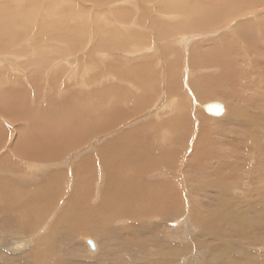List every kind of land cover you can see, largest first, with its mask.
<instances>
[{"label": "rangeland", "instance_id": "1", "mask_svg": "<svg viewBox=\"0 0 264 264\" xmlns=\"http://www.w3.org/2000/svg\"><path fill=\"white\" fill-rule=\"evenodd\" d=\"M71 1H73V0H71ZM71 1L66 0V3H65V1H63V0H61V1L60 0H51V1L50 0H19V1L18 0H0V16H3V15H9L11 17L13 16L17 20V22H16L17 25L15 27H18V23L25 24V26L23 27L25 30L22 33H19L20 35L23 34L22 36H20V38H19L18 34L17 35L13 34V33H16L17 31L13 32V31L9 30V33H7V35H6L8 37L10 36L9 38H11L12 43H17V44H14L11 46L10 45L11 42L10 43L7 42L8 43V45H7L5 42L2 43V41H1V45H0L1 46V48H0V100H1L0 101V146L2 144H4V145H2V147H0V242H2L3 239L8 240L11 237H18V236L24 234L25 232H26V234H27V232L29 234L34 233V232H32V229H34L35 227H36L35 229L40 227V229L44 230V232H41V233H43V236L51 235L49 237H52L51 241L49 239L48 245H42L41 246L42 247L41 248L42 249L41 250L42 261H43V259L45 261L44 256L47 253L48 254L50 253L51 256L49 255L50 256L49 257L47 255V257L51 258V261L53 258L52 256L55 253H57V255H59V254L62 255V254L67 253L65 256L68 257V255H69L70 257H79V258L83 259V262H85L84 259L89 258L88 254L93 255L94 252L97 251V247L95 249H91L89 247V245L87 244L86 240H91L93 243L95 242L94 244L97 246V244H98L97 239H98L99 240L98 247H99V249H101V251L110 249L109 246L111 245V247L113 248V252H114L113 258L115 259L117 264H119V261L121 259L128 258V260H130V257H128L129 253L124 250V248L122 247L121 241H123L129 237H132V236H134V238L138 242L139 241H143V242L148 241L149 244H153L156 242L157 244H154L156 246L162 242L161 245L162 244L163 245L164 244L171 245V247H173V249H177L178 251L185 250L186 248L184 246H186V247H189V245L193 246V247L197 246L196 243H199V242H203V245L208 244L210 242H206V241H209L208 239H210L214 243V245H216V249L208 250L206 248L203 252L204 254H202V256L200 258L195 260L196 264H207L206 260L209 259L210 256H213L215 254L214 251H217L218 253L224 252L223 250H221V246H223V244H225V243H230L232 246H234V249H233V247H231V248L228 247L229 248V249H227L228 251H232L233 254H238L236 256H240L241 253H244V254H242L243 256L241 255V257H243L244 261L248 260L247 257H249L250 255L246 251H244L242 248H240L241 245L235 244V243L247 244V242L245 240H242L241 237H238L237 236L238 233H235L234 230H233V233L231 230V234L235 235L234 238H232L233 236L231 234H230L231 236H226V238L224 240L225 242H223V244L218 243V241L216 240L217 238H215V237L209 238V237H203L201 235L200 230L203 229L204 226H205V228H210V225L212 223H215L212 220V214L214 213L215 210H213L212 213L211 212L209 213L206 210V208L207 207L209 208V204H207L209 197H210V199H212L214 197V195H217V194L216 193L214 194L213 191L202 190L201 188L196 186L197 183L195 184V182L193 181V179H194L193 175L191 176L190 179H187V182H188L189 187H190V191L191 190L194 191V193H191L190 195L193 197V199H196L197 202L200 200V203L204 204L201 206L202 208L205 207V208H203L204 210H201L202 211L201 213H205V211H206V213H208V215L201 219L204 226L202 225V228L200 230L195 229L194 231H192L190 233L188 232L186 227H185V231H184L183 229H180V228H182V226H180V227L173 226V224H171L172 221L171 222L167 221V222L163 223L162 218L159 221H157L156 219H154L152 221V219L151 220H148V219L145 220V219L141 218L142 216L136 217L137 215L136 216L134 215L135 217H130L129 215L123 216V214L120 215V217H118V216L112 217L113 215H110V214L108 215V212L105 211L108 209L104 210L103 207L106 208V206H102V204L100 202L101 200H99V199H101L102 194L105 193L106 195L109 194L108 198H110V205L111 206L113 205V203H115L117 206L129 205L127 200H130L129 201L130 204L132 203L131 201L133 200V203L141 201V202L146 203V204H152V206L156 207L155 211H157L161 206L167 207V206H169V204H171V206L173 204H175L173 202V197L177 196L176 199H178V200L177 201L175 200V202H177V204L181 203L182 205H187V203L189 202L190 196H189L188 189L184 185L183 174L191 172V170H193L194 167L189 166V167L185 168V170H186L185 172H180V173H178V172H179V169H181V167H183L185 165L186 160H187V155H189L193 151L192 148L194 147L193 144H194L195 140H197V138H199V134H200V132H199L200 125L199 124H200V122L204 123L205 126L203 129L204 132L201 136L202 141L199 144L200 146H202V147H200L201 150L199 153V155L200 154L201 155L199 157H197V161H195L197 163H201V162L207 160V157H209V155L212 153V150L210 147L213 148L214 154L217 153V148H218L217 146H219L218 138H219L220 133H230L231 131H234L238 134H242L245 132L243 126H237V125L232 126V125L225 124V122H227L225 117L227 115L229 116L234 110H237L238 108L240 109V112H242V116H244L243 111L245 112L247 110H250V108H251V110L255 111V109H253V107L248 103L247 96L257 95L258 92L260 93V91H262L261 99H262V95L264 96V92H263L264 91V75H263V72H264V15L262 14L263 12L258 14V15H255L253 18L246 17L248 19H237L238 18L237 16L241 15V13L229 17V18H233L234 20L236 19V21L234 23L231 21V23H232V24L230 23L231 28L236 26L237 24L239 25L241 23L248 22V21H251L252 19H255V21L251 22L253 28H255V30H256L254 35H252L250 33L248 35H245V32L240 31L239 33L236 32V36L235 35L233 36L232 33L231 34L227 33L228 32L227 30L225 31L227 34L226 33H220L222 35H219V36L230 35V36H227V38H231L230 41H225L224 39L221 38L219 40V45L221 47L225 48L228 52L226 54L227 58H225V60H227L226 64H228L230 66V73L233 74L232 78H234V81L236 82V84H235V86L233 85V88H232V90L234 92V95L232 97H231L232 94H229L230 93L229 91L227 92V95H230V97L228 96L226 98L227 101L225 100V97H224V100L222 97L210 98V96H209V99H205V98L200 99L201 101H203L205 103L206 102L209 103L208 101L215 100V101H219V102L223 103L224 105L226 104L227 114L225 116H223L224 118L218 117L219 120L215 121L218 118L215 119V117H212L209 114H206L207 112H204L205 110L198 106L199 102L201 103V101L197 98V96L195 94L199 93L198 90L201 87H198V84H196L197 85L196 91L195 92L192 91V89L189 86V82H190L189 78H188L189 74L185 73L187 75H186V77H184V71L183 70L187 71L189 68L188 63L186 61L188 58V49L185 50L184 53H182L180 50H178V52L181 53L182 57L185 60L184 61L182 58V60L180 61L181 77L180 76L178 77L177 71H175V72L171 71L170 74L172 76L177 75V77L181 83V88H180V91L178 92V94H174L173 92H170V93L173 96L177 95V97H179V96L183 95L187 98V100H188V101H186L187 102V108L192 106L190 109L189 108L187 109V110H189L188 114L190 113L189 114L190 116L187 114L186 108L182 107L184 105L179 106V110H178V112H176L177 110H173V107H171V105L166 104L167 102H169L171 100V98L168 95L167 88H166L167 78H168L167 77V71H166L167 70L166 63H168L167 62L168 55H167V50L163 44V42H164L163 39H162V41H159V42L157 41L158 42V44H157V46H158L157 53L158 54H157L156 58L152 59V56H151V59H149V57H147L145 59H143V58L134 59L133 61L126 63V66L129 68V70L131 68H134L136 63L137 64L144 63L145 64L144 67L149 68L148 72L146 73L147 74L146 76L148 79L151 80L153 78V77H151V75L154 73L156 74L154 76L155 80L153 81V83H152V81H148L147 79L145 80L143 78V81H142L143 86L138 85V84L134 85L133 82L130 81L131 79L127 80V78H121V76H119L116 72L117 67H121L122 63L125 64V62L128 61V60H126L125 57H123L124 53H121L120 52L121 50L117 46V40L115 37H117V35H118L117 33H119L118 30H121V29L123 30L119 33V36L121 35L120 37L126 39V37L131 36V34L133 35V31H134V36L137 33H138L137 36H140V37L141 36L146 37L149 34L151 36H152V34L156 36L157 33L155 32V28L152 27V24H151L152 22L155 23L157 26L161 23L162 24L164 23V25L167 24V26H170L171 23H169L168 21H164L163 19H155V18L152 20L149 16V15H153V16L158 15L157 10L159 8L161 0H151V1L150 0H143L144 2L141 0H133V1L127 0V2L124 0H111V1L109 0V2L107 4L114 3V6L112 5V7H110V8H105V10H104V8L103 9H101L100 7L98 8V6H97L98 9L94 8V5H91L93 3H89L90 1L87 2L85 0H74L73 2H75L77 4H75L74 7L72 8ZM206 1H208V2H202V4L206 5L209 2L218 1V0H206ZM69 2H70V4H69ZM148 3H151V6ZM61 4H63V5H61ZM104 4L106 5V2ZM122 4H123V6H122ZM48 5H50V6H48ZM59 5H61L62 8L58 7ZM88 5L91 9L89 12L86 9V8H89ZM44 6H46V7H44ZM140 6H141V8H140ZM77 7H79L80 9ZM145 9H146V11H145ZM83 10H86L88 13L84 12ZM109 10H111L112 13L109 12ZM121 10L124 11L125 19H124V21L119 20L120 23H117V24H119V26L117 25V27L119 29L115 28L116 27L115 25H114L115 27L111 26L112 28L111 27L109 28V27H102L101 25H95L94 26V23H92L93 17H94V15H93L94 12L95 13L97 12L99 14V20L101 19L100 18L101 16H103V17L105 16V20H106V18L110 15L116 16L113 13V11L114 12H120ZM255 10H252L251 12H253V11L255 12ZM53 11H54L55 15L53 14ZM57 11H58V13H57ZM144 11H145V13H144ZM32 12H34L33 15L31 14ZM45 12H48L49 14L48 13L46 14ZM80 12H81V16L79 15ZM149 12H150V14H149ZM97 13H96V16L98 17ZM102 13L105 15H103ZM51 14H53L54 17H52V18L49 17V15H51ZM140 14H141V16H140ZM243 14L244 13H242V15ZM72 15L76 16L77 18L72 17ZM86 15L88 17L87 19L85 18ZM127 15H129V16H127ZM131 15H132V19L138 18L137 19L138 23H140L139 19L141 17H142L141 20H143L145 18L144 19L145 23L144 22L142 23L143 25H145L144 26L145 28L142 26H139L138 24L132 23L131 22ZM24 16L27 17L26 20H25V18H23ZM29 16H31L32 18ZM55 16H56L58 21H56ZM127 17L129 18V20ZM20 18H21V20H19ZM78 18H80V19H78ZM242 18H244V17H242ZM84 19H86V20H84ZM90 19L92 20L91 23H90ZM109 19L111 21H113L112 18H109ZM23 20H24V22H23ZM40 20H42V21H40ZM68 20H69V22H68ZM79 20H80V22H76ZM82 20L84 22H82ZM54 21H56V22H54ZM0 23H2L1 18H0ZM29 23H30V25H29ZM58 23H60L61 25ZM41 24H43V26ZM82 24H84L86 26H84ZM178 24L179 23L177 21L172 22L173 26H177ZM75 25H77V26L79 25L78 27H80V28H81V26H84L87 29V31H91L90 36L87 34L90 42L88 40V43L86 44L84 49L81 51L82 53H85L87 51L86 53L88 55H90L88 53L89 47L91 45L90 43L93 41V40L91 41V39H93V36L91 34H92V31L94 33L95 28H96L97 33H99L97 29H99V30L103 29V30L115 35V36H111V39L113 37L114 40L113 39L112 40L114 42H111L109 44V47L104 50V52L110 53L109 59L112 62V64L115 66V67H112V70L109 72L111 75H109V74L107 75V77H109L107 82H104V81L101 82L103 76H101V78H99L93 82L89 80L90 79L89 75L87 78H83L82 75L78 76V72L83 68L82 66L84 64L76 65L77 62L76 63L72 62L71 65L70 64H56L55 62L49 61V60L47 61L46 64L42 63V61L46 60V58L40 54L39 50H41L44 45L45 46L47 45L46 47L51 46V48H55L58 46L61 47L62 43L60 44V42H64L63 40L62 41L59 40L58 45L57 44H56L57 46L55 45V42L59 39L58 37H56L57 36V30L56 29H61V28L64 29L65 28L66 33L61 32V31H60V33H65L64 35H69L67 32H72L73 26H75ZM120 25H122V26H120ZM11 26H12V23L10 22L9 27H11ZM127 26L129 27V29L126 32ZM44 27H45V29H44ZM121 27H123L124 29ZM132 27H134L135 30H133L134 28L132 29ZM116 29H118V30H116ZM129 31H131V32H129ZM156 31H157V29H156ZM55 32H56V35H55ZM81 33L83 34V32H81ZM123 33H124V35L122 36ZM3 37H5V36H1V39ZM53 37H55V38H53ZM120 37H117V39ZM82 39H84V38H82ZM82 41L77 42V44H80ZM123 41H124V39H123ZM51 42L53 43V45H51L52 44ZM49 43H51V44L48 45ZM64 43H66V42H64ZM113 44H115V45H113ZM227 44H231V48H229V47L227 48ZM189 47H190V45H189ZM174 48L175 47H172V49H174ZM34 51H35V53L33 55ZM37 51H39L38 53L40 55L36 54ZM15 52H17V53H15ZM117 52H119V53H117ZM16 55H18V56L16 57ZM28 55H30V56H28ZM83 55L84 54H82L81 56H83ZM19 56H21L20 59H19ZM36 56H38V57H36ZM84 56H86V55H84ZM84 56H83V58H84ZM202 58L204 60H206L205 57H202ZM230 59H231V61H229ZM149 60L151 61V63H148V62H150ZM89 61L91 62L90 58H88L87 62H89ZM146 65H148V66H146ZM99 66L102 67L101 64H99ZM239 66H240V69H238ZM16 67H17V69H16ZM215 68H217L216 71H214L212 68H204L205 71L203 72V75H206V74L209 75L211 72V75L208 76V77H211L214 75L216 76L218 73L220 74L221 69H223V71H224V68L223 67L221 68V66H218ZM17 70H19V71H17ZM74 70H76L75 75L73 74ZM92 70H90L91 71L90 75H93L94 73L96 75H98L96 73L97 71H96L94 66H93ZM152 70H154V71H152ZM161 70H163V72ZM194 71L196 72L197 70L194 68ZM157 73H158V75H157ZM95 74L93 75V77L96 76ZM219 74L217 77H220ZM195 75L196 74H194L193 76H195ZM130 76H132V75L130 74ZM156 76H158V77L156 78ZM191 78H192V81H194L196 79V78L194 79L192 77V75H191ZM223 78L224 77H222V79ZM239 79H240V81H238ZM220 80H221V78H220ZM224 80H226V77ZM67 83H69V84H67ZM225 83H226V81H225ZM225 83L223 84L222 88L224 89L226 87V89H224V91H227L228 88L225 85ZM63 84L64 85L67 84L68 88L69 87H71V88H69L68 90L64 89L65 92L61 93V95L59 96V94H60L59 92H60L61 88H63L62 87ZM144 86H146V88H148V89H145ZM59 87H60V89H59ZM107 87H109V90H111V88H112V91H110L108 93ZM216 89L217 88H215V90ZM206 90H208V89H206ZM148 93L153 94V96L148 95ZM132 95H134V96L136 95V96H138V98H141V99L144 98L145 99V100L137 103V105L139 103H141V106L139 108L137 105H136L137 107H134L136 100L132 98ZM183 96L181 97V99L184 100ZM2 98H3L4 102H3ZM18 98H19V100H18ZM154 98H156V100ZM179 100L180 99H177V100L175 99L174 102L177 103V101H178L180 104ZM261 101L264 105V99H262ZM203 102H202V104H203ZM146 103H147V106H146ZM58 104L59 105H68V107L63 106V108H62L63 111L65 112V121L64 122L62 121L60 114H58L60 112L59 110H57ZM90 104H91L90 110H92L94 112V109H95V112L97 114H100V113L107 114L108 113L107 111L109 110V112H110V109L115 110V113H117V115L120 114L121 109L123 112L127 111L128 114L125 117H123V120H122L121 114H120L118 117V120H122V121H120L119 123H116L115 126H111L110 128L104 129L105 131L104 130L100 131V132L90 131L89 133H91V132L92 133L89 134L88 130L92 129V125L94 124L93 120L91 121V123L87 122L89 117H86L84 119L83 125L80 127V130L78 131L79 133L77 132L76 134H72L71 132L67 131L65 124L67 122L70 123L71 120H74V122H75L76 119L78 118L79 110L82 109L84 112H87L88 106ZM73 105L75 106V108H73ZM2 107L3 108L8 107V108L3 109ZM195 107H196V109H198V111L195 109ZM235 107H238V108L235 109ZM194 109H195V113L193 114ZM16 111H17V113H16ZM56 111L57 112L59 111V112L57 113ZM180 111H182V112H180ZM108 115L112 119L116 118V116H117V115L112 116L110 114H108ZM91 116L95 117L98 115L91 114ZM173 116L177 117V118L173 119ZM263 116H264V114H263ZM9 117H11V118H9ZM70 117H72V119H69ZM101 117H103L102 114H101ZM159 117H161L163 119L160 118V120H159ZM259 117H262V115L259 114ZM135 118L136 119L140 118V120L135 123V121H136ZM212 119H215V120H212ZM178 120L181 122V124L183 125V127L186 131H184V135L182 138L176 139V142H175L176 145H174L173 136H172L173 132H169V130L165 129L163 126L167 125L166 121H169L171 124L172 123L175 124ZM105 123H107V122H105ZM105 123H103V124H105ZM165 123H166V125H165ZM223 124H224V126H223ZM136 126L139 127L138 130H140L144 133V136H142V140H141L143 143L146 144L144 146L148 150L155 151L154 153H156V157L153 158L152 160L156 161L157 164L159 163V165L156 166L153 164L152 165L149 164V166H148V163L152 160L148 161V163L146 160H142L141 165L139 167H137L135 164L127 165L128 163H126L124 165V167H122V169H120V163L118 161H116V163H115L116 168L113 167L114 165L112 166V164L114 163L115 160L112 161L111 165L110 164L108 165L107 162H105V160L103 159L101 153H99V149L101 147L105 148V145L107 147L110 146L109 148H105L107 152H110L111 147H113L114 145H111L109 143H113L115 138L120 137V135L122 133H124L126 131H131V129L134 130L136 128ZM157 127L161 128V129H158ZM59 128H60V131L57 132V130ZM219 128H221V129L225 128V130L220 131ZM21 129H23V130H21ZM169 129H170V127H169ZM50 130H52L50 132V134L53 131L57 132L56 135H59L60 133L71 134V135H69L70 137L69 136L64 137V143H62L61 146L68 145L73 141V139L78 140L79 137H84L83 140H85L86 143L85 142L82 143L83 145L80 147V149H79V146H77L76 148H73V150L69 151L68 154L66 155V158L69 157L71 159L70 160L68 159V161L62 165L60 162V160L62 158H60V160L52 161V160H54L53 158L45 160V159H40V158H30V157H27L25 155L18 154L17 148L15 147L16 146L15 143L19 142V137L23 138V136L28 135V133H31V135H32L33 134L32 132H35L39 135H44L45 133H48ZM84 131H86L85 135H84ZM214 132H215V134H214ZM22 133H24V134H22ZM236 133L232 134V139L235 142L236 146H234V147L222 146L223 150L228 151L227 153H229V154H231V153H233V154L234 153L244 154V151L240 150L241 147H243V146L252 147L254 144H256L258 146V149H257V152L253 156H255L258 153L257 161H253L250 164L241 163V166H242L243 171H255L254 175L259 173L260 178L263 177L264 176V119H260L259 124L256 125L255 127H253V129L249 131V133L252 134V140H248L246 137H243V136L240 137ZM156 137H158L159 139ZM167 138H168V140H167ZM15 139H16V141H15ZM164 139H166V140L164 141ZM156 140H158V141H156ZM165 146H167L168 148ZM162 147H164V148H162ZM82 149H83L82 153H79V152H81ZM162 149H164V151ZM170 150H172V152ZM176 151H177V153H175ZM160 152H163V153L158 154ZM173 152L175 154H173ZM247 152L248 151H245L246 154H244V155H248ZM151 153H153V152H151ZM170 153L172 154V156ZM73 154H75V155L78 154V155L76 158L70 157ZM119 156L120 155L118 154V158H119ZM87 157H92L94 159V162H92L90 164V166L85 164L88 167L84 165L81 167V170L77 168V170L79 171V173L81 175L77 174L75 166L76 165L79 166L81 161ZM150 157L152 158L151 155H150ZM160 157L163 158V160ZM200 158H201V160H203L202 158H204V160L200 161ZM183 159H184V161H183ZM164 160H165V162H164ZM166 160L167 161L169 160L170 163H168L169 161L167 162ZM95 161H96V163H95ZM157 161H159V162H157ZM52 162H56L57 164L56 165H49ZM40 163L41 164L43 163V166L39 167ZM47 163H48V165H47ZM93 163H95V165H92ZM145 164H146V166H145ZM167 164H168V166L170 165L169 167L167 166L168 168L165 167V165H167ZM236 165H237V163L234 165L235 168H236ZM48 166H49V168H48ZM171 167H173V168H171ZM85 168H87L86 169L87 173L84 174L83 172H84ZM152 168H153V170H152ZM155 168H157V169H155ZM169 168H171V169H169ZM235 168H232L231 170H228V169L225 170V171L230 172L232 174V180L230 177H228L229 178L228 180L229 181L231 180V182H229L230 186H233L236 182V175H234V173L238 170V168H236V169ZM143 170H144V172H143ZM225 171H224V174H226ZM243 171H241V172L244 175ZM137 172H140V174H144V175H142L141 181L139 180V178L137 176ZM174 172H175V174H174ZM226 176H229V175L226 174ZM85 177H87V178H85ZM212 177H211V179H212ZM114 178H118L116 182L112 181ZM119 178H121L124 182L125 181L129 182V184L128 183L122 184V186H123L122 188L126 189L127 187H129V190L133 189V187H132L133 185L139 186V184H142V186H143V184H146V183H148V184H150V183L166 184L168 191H169V193L167 194L168 198L166 196L162 195V193L166 192L165 189L163 188L162 191L160 192V197H158L159 194H157V195H152L150 197H147V196H144V197L140 196L138 198L132 197V200H131L130 197L132 196V194L128 193V195L129 196L131 195V196L128 197V195H126L125 199L122 200L119 197H117L116 187L118 185ZM259 179L254 178L253 184L255 185V182L258 181ZM133 180L135 183L136 182H138V183L135 184L133 182ZM92 181L94 182V184ZM130 181H131V183H130ZM202 182H204V181H202ZM198 183H200V182H198ZM168 184H173L172 186L176 187L177 192L179 194L176 193V196H175L171 192L170 186ZM263 184L264 183L261 182V183H258L257 185H259V187H261ZM150 187L151 186H149V189H150ZM181 188H182V191L180 190ZM244 188L245 187H243V185H242V187H240L239 190L235 189V187H232L230 189H227L223 193H218V194H222L221 200L219 197H217V198L214 197L213 202H216V200L217 201L220 200V202H223V204L227 203L228 208L226 206V207H224V210L227 209L228 213L233 214V211L231 209V208H233V205H231L233 198L232 197L228 198L227 195H224V193L227 194V193L232 192L233 196L236 198V200H234V202H236V205L234 206V208H235L236 206H238L237 204H239V203L241 204V202L243 203L244 200H245L244 203L249 201V198H250L249 196H251V194L245 193ZM26 189H28V190H26ZM145 189H148V187ZM150 190L149 191L145 190V193L148 194V192H150ZM179 190L181 193L179 192ZM11 191H13V192H11ZM146 191H148V192H146ZM195 192H198L201 194H198ZM258 192H259V194H258ZM7 193H9V194L7 195ZM156 193H158V192H156ZM238 193H239V195H238ZM247 194H249V195H247ZM205 195H207V196L209 195V196L205 197ZM253 195H254L253 198H255V199L252 198V201H263L264 200V190H262V189H259L258 191L256 190V192H254ZM238 196H240V197H238ZM127 197L130 199H127ZM201 197H202V199H201ZM30 199L33 202H31ZM125 200L127 202H125ZM116 201H117V203H116ZM210 202H212V200H210ZM30 203L32 206L30 205ZM34 203H36V204H34ZM163 203H165V204H163ZM217 205H219V203H217ZM29 206H30L31 210H30ZM83 206H84V208H83ZM230 206H231V208H230ZM92 207H94L93 210H92ZM96 207L101 208L100 209L101 212H99L98 214L95 215L94 210L96 209ZM89 208H91V209H89ZM15 209H17L18 211H16ZM190 209H191V207H190ZM82 210H84V211H82ZM89 210H91V211H89ZM210 210L212 211L211 207H210ZM222 211H223V209L221 210V212H219V218H220V213L224 212V211L223 212ZM89 212H90V214H89ZM102 212H104L103 215H102ZM227 212L225 214H227ZM236 212L237 211L235 208V213ZM190 213H191V210H190ZM10 214H12V215H10ZM231 214H229V215L227 214V215L231 216ZM50 215H52V216L50 217ZM53 215H54V217H53ZM81 215L84 217H82ZM251 215H252V210H250V212L247 213V217L251 216ZM263 215H264V213H263ZM80 217L82 219H79ZM126 217H129V218L126 219ZM44 218H46L47 220L49 219V220L47 221ZM69 218H71V219H69ZM83 218L86 221H84ZM16 219H18V221H14ZM55 219H56L58 224L54 225L55 229H53L54 230V233H53V231L51 230L53 227H51V226H52L53 221L56 222ZM67 219L70 221L74 220V222H72V221L68 222ZM39 220H40V222H39ZM58 220H60V221H58ZM64 221H66L67 225L65 224ZM116 221H118V222H116ZM22 222H26L29 225H31L30 229L27 228V229L23 230V229L19 228L18 224H20ZM60 222H62V223H60ZM91 222H92V225L89 224ZM71 223L76 224V225L72 226ZM61 224L65 225L67 227H69L71 225L72 229L70 231H66L63 228L60 229ZM139 224L142 226H139ZM153 224H155L154 225L155 227L152 226ZM161 224H162V226H161ZM215 224H217V223H215ZM42 225H43L44 229L42 228ZM56 225H59V229H57V231H55ZM79 225H80V227H79ZM97 225H98V228L100 227L99 229L104 227V229H101L103 231L102 232L103 235H101V237L99 236V233L97 231H93V228L97 229ZM218 225H220L219 230L223 229L222 231H226L228 229V228H226V229L223 228V224L221 222H219ZM127 226H128V230H127ZM134 226H137L138 231L136 233L132 234L133 232H131V231L134 230V228H133ZM170 226H173V227H170ZM15 227L17 229H14ZM163 227H164V229H162ZM177 227H178V229H177ZM18 228L21 229L22 231L18 230ZM168 228H169V230L171 229L170 230L171 231V233H170L171 238L168 235L170 231L166 230ZM86 229H87V231H86ZM110 229H111V231H110ZM174 229H176V231ZM217 229H218V227H217ZM38 230L39 229H37V231ZM108 230H109V233H108ZM125 230H127V231H125ZM159 230H161V231H159ZM162 230H164L166 232L164 233V231L162 232ZM214 230H215V227H214ZM50 231H52L53 234H51ZM177 231L179 234L177 233ZM106 233H108V235ZM141 233H143V234H141ZM161 233H163V234H161ZM199 233H200L199 236L195 235V234H199ZM94 234H96L97 236ZM53 235H55V236H53ZM67 235H70V236H67ZM65 236H67V237H65ZM72 236L74 238H72ZM25 237H28V236L20 237V239L25 238ZM83 237H85V239ZM125 237H127V238H125ZM109 242H110V245H109ZM112 245H114V246H112ZM46 246H47V248H46ZM224 247H226V246H223V249H224ZM237 247L240 248L241 250L240 249L238 250ZM45 248H46L47 253H45L44 252L45 250H43ZM232 249L235 251V253ZM0 251L2 252L3 250L0 249ZM239 251H242V252H239ZM27 252H29V251H20L21 254H26ZM43 252L45 253V255L43 256L44 258L42 257V255L44 254ZM209 252L211 253L210 255H208ZM263 252H264V246H263ZM246 253H247V256L245 255ZM11 254L16 255L15 253H11ZM29 254H31V253H29ZM47 257H46V259H47ZM153 257H155V256H153ZM55 258L56 257H54V259H53L54 261H52L53 264L56 263ZM149 258L152 259V257H149ZM250 258H251V256H250ZM180 259L183 260L182 257H180ZM182 260H180L178 264H181ZM51 261L49 259H47L44 264H46V262H49L47 264H52ZM204 261L206 263H204ZM201 262H203V263H201ZM120 264H122V263H120Z\"/></svg>", "mask_w": 264, "mask_h": 264}, {"label": "bare ground", "instance_id": "2", "mask_svg": "<svg viewBox=\"0 0 264 264\" xmlns=\"http://www.w3.org/2000/svg\"><path fill=\"white\" fill-rule=\"evenodd\" d=\"M63 1H65V3H66V0H63ZM73 1H71L72 8L74 7L75 4H77V3L73 2ZM85 1H87V2L90 1L89 3H93L91 5H94V8H97V6H98V8L99 7L101 9L104 8V10H105V8L112 7V5L114 6V3L107 4L109 2V0H85ZM124 1L127 2V0H124ZM141 1H143V0H141ZM105 2H106V5L104 4ZM202 2H208V1H206V0H161L160 5L158 4L159 5V8L157 10L158 15H154V16L153 15H149V16H150V18L152 20L154 18L155 19H163L164 21H168L171 24H170V26H167V24L164 25V23L163 24L161 23V24H159L157 26L155 23L152 22L151 23L152 27L155 28V32L158 34V35L156 34V36L153 35L152 33H151L152 36L149 34L146 37L145 36H141L140 37V36H137L138 33L134 36V31H133V35L131 34V36L126 37V39L120 37L121 35L119 36V33L121 31H123V30L122 29L118 30L119 28L117 27V25L119 26V24H117V23H120V21H124V19H125V14H124V11H122V10L120 12H114L113 11V13L116 16H113V15L108 16L109 18H112L113 21H111L108 17L105 20V16L104 17L101 16L100 17L101 19L99 20V14L96 12L98 14V17H97L96 13L92 12L93 15H94V17H93V21L94 22L90 19V23L92 21V23H94V26L95 25H101L102 27H109V28L111 26L115 25L116 27L115 26L114 27L118 28V29H116V30L119 31V33H117L118 34L117 37H120V38H118V39H117V37H115V38L117 40V46H118V48L121 51L119 49L118 50L121 53H124L123 57H125L126 60H128V61H126L125 64L122 63L121 67H117L116 68V72H117V74L119 76H121V78H127V80L131 79L130 81H132L134 85L138 84V85H142L143 86V82H142L143 78L145 80L147 79L148 81H152V83H153V81L155 80L154 76L156 74L155 73L152 74L151 77H153V78L150 80L146 76L147 75L146 73L148 72L149 68H145L144 67L145 66L144 63H141V64H137L136 63L134 68H131L130 70L126 66V63H129L130 61H133L134 59H141V58L145 59L147 57H149V59H151V56H152V59L156 58V56L158 54L157 53V48H158L157 44H158L159 41H162V39L164 40L163 44H164V46H165V48L167 50V55H168V60H167L168 63H166V67H167L166 71H167V77H168L167 78V86H166V88H167L168 95L171 98V100L169 102H167L166 104L167 105H171V107H173V110H177L176 112H178L179 106L184 105L182 107L186 108V110L188 108L190 109L192 107L191 106V107L187 108V102L186 101H188V100H187V98L185 96L182 95L184 97V100H185L184 101L183 99H181L182 96L177 97V95L173 96L170 93V92H173L174 94H178V92L180 91V88H181V83H180V80L178 79V77L179 76L181 77L180 61L182 60L183 57H182L181 53L178 52V50H180L182 53H184L185 50L188 49V58H187L186 61L188 63L189 68H188L187 71L183 70L184 71V77H186V75L189 74L188 75L189 76L188 78H189V81H190L189 82V86L192 89V91H194V92L196 91V89H197V85L196 84H198V87H201L198 90L199 93L195 94L197 96V98L199 100L202 99V98L209 99V96H210V98H220V97H222L223 100H224V97H225V100H226V98L228 96L230 97V95H227L228 91L230 92L229 94H232L231 97L234 95V92H233L232 88H233V85L235 86L236 82L234 81V78H232L233 74L230 73V66L228 64H226L227 60H225V58H227L226 54L228 52H227V50L225 48H223V47H221L219 45V40L221 38L224 39L225 41H230L231 38H227V36H230V35H227V36L226 35L225 36H219V35H222L220 33H226L225 32L226 30L228 31L227 33H229V34L232 33L233 36L234 35L236 36V32L239 33L240 31L245 32V35H248L249 33L254 35L256 30H255V28H253L251 22L255 21V19H252L251 21H248V22L241 23L239 25L237 24L236 26L231 28L230 27L231 26L230 25L231 21L234 23L236 21V19L234 20L233 18H229V17H231L233 15H236V14H240V13H241V15L237 16L238 17L237 19H248L246 17L253 18L255 15H258V14H260L262 12H263L262 14L264 15V0H218V1L209 2L206 5H203ZM69 4H70V2H69ZM148 4L151 6V3H148ZM61 5H63V4H61ZM61 5H59L58 7H61ZM89 5H88V7H89ZM48 6H50V5H48ZM122 6H123V4H122ZM44 7H46V6H44ZM77 8H79V7H77ZM140 8H141V6H140ZM86 9H87L88 12L91 10L90 7L86 8ZM252 10H255V12L254 11L251 12ZM83 11L87 12L86 10H83ZM145 11H146V9H145ZM145 11H144V13H145ZM109 12H111V10H109ZM150 12H149V14H150ZM33 13L34 12H32L31 14L33 15ZM45 13L47 14L48 12H45ZM57 13H58V11H57ZM242 13H244V14L242 15ZM53 14H54V11H53ZM53 14H51L52 16L49 15V17H51V18L54 17ZM79 15L81 16V12H80ZM103 15H105V14H103ZM132 15H131V22L132 23L138 24L139 26H142V27L145 26V25L142 24L143 22L145 23V20H144L145 18L143 20H141V18H142L141 17L139 19L140 23H138V20H137L138 18L132 19ZM31 16H29V17H31ZM127 16H129V15H127ZM140 16H141V14H140ZM72 17L77 18L76 16H73V15H72ZM242 17H244V18H242ZM0 18L2 20V23H0V35L1 36H5L2 39H1V36H0V45H1V41H2V43L5 42L7 45H8L7 42H9V43L11 42V38H9L10 36L9 37L6 36L7 33H9V30H11L13 32L17 31L16 33H13V34H15V35L18 34L19 38H20V36L23 35V34L20 35L19 33H22L25 30L23 28L25 26V24L18 23V27H19L18 28V27H15L17 25L16 24L17 20L13 16L11 17L9 15H3V16H0ZM23 18H25V20H26L27 17L24 16ZM55 18H56V16H55ZM85 18L86 19L88 18L87 15H86ZM78 19H80V18H78ZM86 19H84V20H86ZM19 20H21V18ZM128 20H129V18H128ZM40 21H42V20H40ZM56 21H58L57 18H56ZM56 21H54V22H56ZM176 21L179 24L177 26H173L172 22H176ZM10 22L12 23L11 27H9V23ZM23 22H24V20H23ZM68 22H69V20H68ZM76 22H80V20L76 21ZM82 22H84V21L82 20ZM58 24H60V23H58ZM29 25H30V23H29ZM41 25L43 26V24H41ZM82 25H84V24H82ZM78 26L77 25L73 26L72 32H67L69 35H64L66 33V29L65 28L64 29H62V28L61 29H56L55 28L57 30V36L56 37L59 38L55 42V45L56 44L58 45V41L59 40H61V41L63 40L66 43L60 42V44L62 43L61 47L58 46V47H55V48H51V46L46 47L47 45L46 46L44 45L45 47L43 46L42 49L39 50L40 54L43 55V57L46 58V60H43L42 63L46 64L47 61L49 60V61L55 62L56 64H70L71 65L72 62H75V63L77 62L76 65L84 64L82 66L83 68L78 72V76L82 75L83 78H87L88 75H89L90 76L89 80L92 81V82L96 81L97 79L101 78V76H103L102 80L100 79L101 82H103V81L107 82V80L109 78V77H107V75L108 74L111 75L109 72L112 70V67H115V66L112 64V62L109 59L110 53L104 52V50L109 47V44L111 42H114L113 41L114 39L112 37V39H113L112 40L111 36H115V35H113L112 33L107 32V31H105L103 29H100V30L97 29L98 32L100 33L99 34V33L96 32V28L94 27L95 31H94V33L92 31V34H91L93 36V39H91V41L92 40L93 41L90 43L91 45L89 44L90 47H89L88 53L90 55H88L86 53L87 51L85 53H82L81 51L84 49V47L88 43V40H89L88 35L90 36V32L91 31H87V29L84 27L86 25L81 26V28L78 27ZM120 26H122V25H120ZM121 28H123V27H121ZM133 28L134 27H132V29ZM44 29H45V27H44ZM128 29H129V27L127 26L126 32L128 31ZM156 29H157V31H156ZM133 30H135V28ZM60 31L61 32H65V33H60ZM131 31H129V32H131ZM81 32H83V34ZM55 35H56V32H55ZM123 35H124V33L122 34V36ZM53 38H55V37H53ZM82 38H84V39H82ZM123 39H124V41H123ZM80 41H82V42L80 44H77V42H80ZM89 42H90V40H89ZM11 43H10L11 46L14 45V44H17V43H12V44ZM51 43H49L48 45H50ZM53 43L51 45H53ZM113 45H115V44H113ZM189 45H190V47H189ZM171 46L175 47V48L172 49ZM228 47L231 48V44H227V48ZM0 48H1V46H0ZM39 51H37L36 54L40 55L38 53ZM15 53H17V52H15ZM34 53H35V51L33 52V55H34ZM117 53H119V52H117ZM82 54H84L86 56L88 55V56L86 57V56L83 55L84 56V58H83V56H81ZM17 56L18 55H16V57ZM28 56H30V55H28ZM20 57L21 56H19V59H20ZM36 57H38V56H36ZM202 57H205L206 60H204ZM88 58H90L91 62L90 61L87 62ZM183 60H184V58H183ZM229 61H231V59ZM148 63H151V61L148 62ZM99 64H101L102 67H100ZM93 66L95 67V69L97 71L96 73L99 76L96 75L95 73H94L96 75L95 77H93L94 74L90 75V73H91L90 70L93 69ZM146 66H148V65H146ZM218 66H221V68L222 67L224 68V71H223V69H221L220 74L218 73L220 75V77H217L218 74L216 76L213 74L215 77L214 76L208 77V76L211 75V72H210L209 75L206 74L207 76L203 75V72L205 71L204 68H212L214 71H216L217 68H215V67H218ZM194 68L197 70L196 72L194 71ZM16 69H17V67H16ZM238 69H240V66L238 67ZM17 71H19V70H17ZM152 71H154V70H152ZM161 71L163 72V70H161ZM171 71L172 72L177 71L178 72V74H177L178 77H177V75L172 76L170 74ZM185 73H187V74H185ZM73 74L74 75L76 74V70L73 71ZM130 74L132 76H130ZM194 74H196L195 75L196 77L193 76ZM157 75H158V73H157ZM191 75H192L193 78L194 77L196 78V79L194 78L195 80L193 79L194 81H192ZM263 75H264V72H263ZM157 77L158 76H156V78ZM222 77H224V78L222 79ZM225 77H226V80H224ZM220 78H221V80H220ZM240 79L238 81H240ZM225 81H226V83H225ZM224 83H225V85L228 88L227 91H224V89H226V87L224 89L222 88ZM67 84H69V83H67ZM67 84L66 85L63 84V86L61 85L63 88H61V90L59 92L60 93L59 96L61 95V93L65 92L64 89L68 90L69 88H71V87L68 88ZM144 88L148 89V88H146V86H144ZM205 88L208 89V90H206ZM215 88H217V89L215 90ZM59 89H60V87H59ZM110 91H112V88H111V90H109V87H107V92L109 93ZM261 94H262V91H260V93L258 92L257 95L247 96L248 103L253 107V109H255V111L251 110V108H250V110H247L245 112L243 111L244 116H242V112H240V109L238 107H235V109H237V108L238 109L234 110L229 116L227 115L225 117L226 121H227V122L224 121L225 124L232 125V126H236V125L237 126H243L245 132L242 133V134H238V133H236L234 131H231L230 133H220L219 138H218L219 146H217L218 147L217 148V153L214 154L213 153V148L210 147L211 150H212V153L209 155V157H207V160L203 161L204 158H202L203 160H201V158H200V161H203V162L197 163L195 161H197V157H199L201 155V154L199 155V153H200V150H201L200 147H202V146H200L199 144L202 141L201 140V136H202V134L204 132L203 129H204V126H205L204 123L200 122V124H199L200 125L199 138H197V140H195V142L193 144L194 147L192 148L193 151L189 155H187V160H186L185 165L183 167H181V169H179V172H178V173L185 172L186 171L185 168L189 167V166L190 167H194V169L191 170V172L183 174L184 185L188 189L189 196H190L189 197V202L187 203V205H182L179 201L178 202L180 204H177V202H175V200L176 201L178 200V199H176V197H177L176 193H178V192H177L176 187L172 186L173 184H168L170 186L171 192L176 196V197H173V202L175 204L172 203L173 204L172 206H171V204H169V206H167V207H162L161 206L157 211H155L156 207L152 206V204H146V203H143L141 201L133 203L132 197H137V198L140 197V196H142V197H144V196L150 197L152 195H157V194H159L158 197H160V192L162 191L163 188L165 189L166 192L162 193V195L167 197V194L169 193L167 185L166 184H162V183H150V184L146 183V184H143V186H142V184H139V186L138 185H133L132 186L133 189L129 190V187H127L126 189L122 188L123 187L122 184H125V183L129 184V182H126V181L124 182L121 178H119V182H118V185L116 187V189H117V197H119L120 199L124 200L125 196L128 195V193H131L132 196L130 195L131 196L130 197L128 195V197L131 198V200H132L131 202L133 204L132 203L130 204V202H129L130 200H127L129 205L117 206L115 203H113V205L111 206L110 205V198H108L109 194L106 195L105 193H103L101 199H99V200H101L100 202H101L102 206H106V208L103 207L104 210L108 209V210H105V211L108 212V215L109 214L113 215L112 217H114V216L120 217V215L123 214V216L129 215L130 217H135L136 215H137L136 217L142 216L141 218H143L145 220H147V219L151 220L152 219V221L154 219L159 221L162 218V222L163 223H165L167 221H170V222L172 221L171 224H173V226H175V227L176 226H178V227L182 226V228H180V229H183L184 231H185V227H186V229L190 233V232L194 231L195 229L200 230L202 228V225L204 226V224L201 221V219L203 217H206L208 215V213H206V211H205V213H201L202 212L201 210H204L203 208H205V207H203V208L201 207L204 204L200 203V200L198 201L199 202L198 203L197 200L193 199V197L190 195L191 193H194V191L193 190L190 191V187H189V184L187 182V179H190L191 176L193 175L194 176L193 181L195 182V184L197 183L196 186H198L202 190L213 191L214 194L215 193L217 194V195H214V197H216V198L219 197L220 200L222 198V194H218V193H223L224 191H226L227 189H230L232 187H235V189L239 190V188L242 187V185H243V187H245L244 188L245 189V193H249V194H251V196H249L250 197L249 201H247L245 203H244L245 200L243 201V203L241 202V204L238 202L239 203V204H237L238 206L235 207L236 211H237L236 213H235V208H234V206L236 205V202H234V200H236V198L233 196L232 192L227 193V194L224 193V195H227L228 198L229 197L233 198L232 204H231V205H233V208H231V206H230V208L233 211V214L228 213L227 209H225L226 211L224 210V207H226L228 205L227 203L223 204V202H220V200L217 201L216 199H215L216 202H213L214 197L212 199H210V197H209V200H208V203H207V204H209V208L205 205L207 207L206 210L209 213L210 212L212 213L213 210H215L214 213L212 214V220L215 223H217V224L212 223L210 225V228H205V226H204L203 229H201L200 231H201V235L203 237H209V238H214L215 237V238H217L216 240L218 241V243H222L223 244V242H225L224 240H225L226 236H231L232 235L231 234V230H232V233H233V230H234L235 233H238V235L236 234L238 237H241L242 240H245L247 242V244H243V243H235V244L236 245H241L240 248H242L244 251H246L251 256V258L249 256V257H247L248 260L244 261L243 257H241V255L244 254V253H241L240 256H236L238 254H233L232 251H228L227 250V249H229L228 247H230V248L233 247V249H234V246H232L230 243H225V244H223V246H226V247H224V249H223V246H221V250H223L224 252L218 253L217 251H214L215 254L213 256H210L209 259H207L208 261L206 260V262H207V264H264V252H263V246H264V215H263V213H264L263 212L264 211V200L263 201H252V198L254 196L253 193L256 192V190L257 191L259 189L264 190V184L261 187H259V185H257L258 183H261V182L264 183V176L260 178V174L259 173L254 175L255 171H243L242 166H241V163L250 164L253 161H257L258 153L255 156H253V155L257 152L258 146L256 144H254L252 147L243 146V147L240 148V150L244 151V154H246L245 151H248L247 152L248 155H244V154H241L239 152H238L239 154H237V153L229 154V153H227L228 151L223 150V147H222V146H226V147H234V146H236L235 142L232 139V134L233 133H236L240 137L241 136L246 137L248 140H252V134H250L249 131L252 130L253 127H255L256 125L259 124V120L260 119H264V116H263V114H264L263 113L264 112V107L263 106L264 105H263V103L261 101L262 99H264V96L262 95V99H261ZM148 95L153 96V94H151V93H148ZM132 98L136 100V103H135L134 107L138 106V108L141 106V103H139L138 105H137V103L140 102V101L145 100L144 98H142V99L138 98V96H136V95L135 96L132 95ZM154 99L156 100V98H154ZM175 99L176 100L180 99L179 100L180 104H179L178 101H177V103L174 102ZM2 100H3V98H2ZM18 100H19V98H18ZM3 102H4V100H3ZM202 102L203 101H201V103L199 102L198 106L200 108L204 109L203 108L204 104H206L207 102L206 103L203 102V104H202ZM208 102L209 103L210 102H215V103L220 104L222 106V108H223V113L221 115H211L209 113H206V114H209L210 116L215 117V119L218 118V117L222 118L223 116H225L227 114V106H226V104L224 105L223 103H221L219 101H215V100L208 101ZM63 106L68 107V105H59L58 104L57 110H59L60 112L59 111H58L59 113L57 111L56 112L58 114H60V116L62 118V121L64 122L65 121V112L62 109ZM146 106H147V103H146ZM90 107H91V104L88 106V109H87L88 111L87 112H84L82 109H80L79 113H78L79 115H78V118L76 119V121L74 122V120H71L70 123L67 122L65 124V126L67 128V131L71 132L72 134H76L80 130V127L83 125L84 119L86 117H89L87 122L91 123V121L93 120L94 124L92 125V129L88 130V133L90 131H92V132H100V131H103L106 128H110L111 126H115L116 123H119L120 121H122L123 117H125L128 114L127 111L123 112L122 109H121L120 114H121L122 120H118V117H119L120 114L117 115V113H115V110H113V109H110V112L108 110L107 111L108 113L106 112L107 114H105V113L97 114L95 112V109H94V112H93L92 110H90ZM5 108H3V109H5ZM73 108H75L74 105H73ZM195 109H196V107H195ZM195 109H194L193 114L195 113ZM196 110L198 111V109H196ZM180 112H182V111H180ZM188 112H189V110H187V114H188ZM16 113H17V111H16ZM91 114H96L98 116L92 117ZM101 114L103 115V117H101ZM108 114H110L112 116L113 115H117V116H116V118L112 119V118L109 117ZM259 114L262 115V117H259ZM9 118H11V117H9ZM160 118L161 117H159V120H160ZM176 118L177 117L173 116V119H176ZM69 119H72V117H70ZM161 119H163V118H161ZM215 119H212V120H215ZM139 120H140V118L136 119L135 123L137 121H139ZM218 120H219V118L217 120H215V121H218ZM105 122H107V123H105ZM103 123H105V124H103ZM166 123H167L168 126L166 125ZM166 123H165L166 126H163V127L165 129L169 130V132H173V135H172L173 136V143H174V145H176L175 144L176 139L177 138H182L183 135H184V131H186V130L184 129L183 125L181 124V122L179 120L175 124L174 123L171 124L169 121H166ZM223 126H224V124H223ZM169 127H170V129H169ZM138 128L139 127L136 126V128L134 130L131 129V131H126V132L122 133L120 135V137L115 138L113 143H109L111 145H114L113 147H111V149H110L111 151L110 152H107L106 149H105V148H109L110 146L107 147L105 145V148L101 147L99 149V153H101L103 159L105 160V162H107L108 165L109 164L111 165L112 161L115 160L114 163L112 164V166L114 165L113 167H115L116 161H118L120 163V169H122V167H124V165L126 163H128L127 165L135 164L137 167H139L141 165V161L142 160H146L147 163H148V161H150V160H152L153 158L156 157V153H154L155 151L148 150L144 146L146 144L141 141L142 140V136H144V133L142 131L138 130ZM158 129H161V128H158ZM21 130H23V129H21ZM219 130L220 131H224L225 128H222V129L219 128ZM51 131L52 130H50L48 133H45L44 135H39V134L31 131L33 133L32 135H31V133H28V135L23 136V138L19 137V142L15 143L16 146L14 145L17 148L18 154L25 155V156L30 157V158H40V159H45V160L53 158L54 160H52V161L60 160V158H62L60 160L61 165H62L64 163H66L68 161V159L69 160L71 159L69 157L66 158V155L68 154V152L73 150V148H76L77 146H79V149H80V147L83 145L82 143L85 142V140H83L84 137H79L78 140L73 139V141L70 144L61 146V144L64 143V137L65 136H69L71 134H67V133H63L62 134V133H60L59 135H56V133L60 131V128L57 130V132L53 131L50 134ZM86 131H84V135H85ZM91 133H89V134H91ZM22 134H24V133H22ZM214 134H215V132H214ZM156 138H158V137H156ZM165 140L166 139H164V141ZM167 140H168V138H167ZM15 141H16V139H15ZM156 141H158V140H156ZM2 145H4V144H2ZM2 145L0 147H2ZM165 147H167V146H165ZM162 148H164V147H162ZM162 150L164 151V149H162ZM82 151H83V149L79 153H82ZM170 151L172 152V150H170ZM151 152H153V153H151ZM162 153L163 152H160L158 154H162ZM175 153H177V151ZM175 153L173 152V154H175ZM78 154H76V155L73 154L70 157L76 158ZM118 154L120 155L119 158H118ZM150 155L152 156V158L150 157ZM171 156H172V154H171ZM161 159L163 160V158H161ZM183 161H184V159H183ZM92 162H94V159L92 157L84 158L81 161V163L79 164V166H77V165L75 166L77 174L81 175L79 173V171L77 170V168L81 170L82 166H84L85 164L90 166V164ZM157 162H159V161H157ZM164 162H165V160H164ZM95 163H96V161H95ZM95 163H93L92 165H95ZM168 163H170V161ZM236 163H237L236 168H238L239 171L237 170L234 173V175H236V182H235V184L233 186H230L229 182H231V180H232V174L230 172L225 171V170L226 169L231 170L232 168H235L234 165ZM56 164H57L56 162H52L49 165H56ZM149 164L150 165L153 164V165H156V166L159 165V163L157 164L156 161H153V160L148 163V166H149ZM47 165H48V163H47ZM87 165H85V166H87ZM41 166H43V163L39 164V167H41ZM145 166H146V164H145ZM167 166H168V164L165 165V167H167ZM48 168H49V166H48ZM157 168H155V169H157ZM171 168H173V167H171ZM171 168H169V169H171ZM86 169L87 168H85V170L83 172L84 174L87 173ZM152 170H153V168H152ZM224 171L229 176H226V174H224ZM241 171L244 172V175H243V173ZM143 172H144V170H143ZM174 174H175V172H174ZM142 175H144V174H140V172H137V176H138L140 181L142 179ZM211 177H212V179H211ZM228 177L231 178L230 181L228 180L229 179ZM85 178H87V177H85ZM254 178H258V179L260 178L258 181L255 182V185L253 184V179ZM117 179L118 178H114L112 181L116 182ZM202 181H204V182H202ZM133 182H134V180H133ZM198 182H200V183H198ZM130 183H131V181H130ZM137 183L138 182H136L135 184H137ZM93 184H94V182H93ZM149 186H151L150 187L151 190L149 189ZM147 187H148V189H145ZM26 190H28V189H26ZM145 190H148V191L150 190V192L146 191V192H148V194H146ZM180 190L182 191V188ZM180 190H179V192H180ZM11 192H13V191H11ZM156 192H158V193H156ZM195 193H198V192H195ZM239 193H238V195H239ZM8 194L9 193H7V195ZM198 194H201V193H198ZM249 194H247V195H249ZM258 194H259V192H258ZM208 196L205 195V197H208ZM128 197H127V199H130ZM238 197H240V196H238ZM201 199H202V197H201ZM253 199H255V198H253ZM210 200H212V202H210ZM30 201H31V199H30ZM127 201L125 200V202H127ZM31 202H33V201H31ZM116 203H117V201H116ZM217 203H219V205H217ZM34 204H36V203H34ZM163 204H165V203H163ZM30 205H31V203H30ZM190 207H191V209H190ZM210 207H211L212 211L210 210ZM29 208H30V206H29ZM83 208H84V206H83ZM93 208L94 207H92V210H93ZM227 208H228V206H227ZM89 209H91V208H89ZM100 209L101 208H97L96 207V209L94 210L95 215L98 214L99 212H101ZM222 209H223L224 212L222 211L223 213H220V218H219V212H221ZM15 210L18 211L17 209H15ZM30 210H31V208H30ZM190 210H191V213H190ZM250 210H252V215L247 217V213L250 212ZM82 211H84V210H82ZM89 211H91V210H89ZM226 212H227L228 215L231 214V216H228L227 214H225ZM89 214H90V212H89ZM103 214H104V212H102V215ZM10 215H12V214H10ZM51 216L52 215H50V217ZM53 217H54V215H53ZM82 217H84V216H82ZM128 218L129 217H126V219H128ZM44 219H46V218H44ZM69 219H71V218H69ZM79 219H82V218L80 217ZM83 220H84V218H83ZM14 221H18V219L14 220ZM55 221H56V219H55ZM58 221H60V220H58ZM69 221L70 220H68V222ZM84 221H86V220H84ZM39 222H40V220H39ZM64 222L66 224V221H64ZM72 222H74V220ZM116 222H118V221H116ZM219 222H221L223 224V228H225V229L228 228V229L226 231H222L223 229L219 230V227H220V225H218ZM60 223H62V222H60ZM55 224H58L57 221L56 222L53 221V223H52L51 227H53V228L51 230L53 231V233H54L53 229H55L54 228ZM89 224L92 225V222L89 223ZM162 224H161V226H162ZM73 225H76V224H72V226ZM154 225L155 224H153L152 226L155 227ZM18 226H19V228L24 230V229H27V228L30 229L31 225H29L26 222H22V223L18 224ZM72 226L70 225L69 227H67V226L61 224L60 225V229L63 228L66 231H70L72 229L71 228ZM139 226H142V225L139 224ZM173 226H170V227H173ZM79 227H80V225H79ZM178 227H177V229H178ZM214 227H215V230H214ZM217 227H218V229H217ZM19 228H18V230H21ZM42 228H43V225H42ZM99 228H98V225H97V229L93 228V231H97L99 233V236L101 237V235H103V233H102L103 231L101 229H104V227L101 228V229H99ZM133 228H134L135 231L132 230L131 231V232H133L132 234H134V233H136L138 231L137 226H134ZM14 229H17V228L15 227ZM34 229H32V232H34V233L29 234L27 232V234H26V232H25L24 234H22V235H20L18 237H11L8 240H4L3 239L2 242H0V249L3 250L2 252L0 251V264H44L47 259H49L51 261V258H49L51 256L50 253L48 254L46 252L47 246H46L45 249H43V250H45L44 252L47 253V254L45 255V253L43 252L44 254L42 255V257L45 255L44 256L45 257V261L43 259V261H44L43 262L42 258H41V250H42L41 246L42 245H48L49 239L51 241V238H52V237H49L51 235L43 236V233H41V232H44V230L40 229V227L37 228V229H39L38 231H37V229H35V230ZM57 229H59V225H56V230L55 231H57ZM162 229H164V227ZM127 230H128V226H127ZM127 230H125V231H127ZM166 230H169V228L166 229ZM174 230L176 231V229H174ZM52 231H50L51 234H53ZM86 231H87V229H86ZM110 231H111V229H110ZM159 231H161V230H159ZM163 231L164 230H162V232ZM165 232L166 231H164V233ZM108 233H109V230H108ZM108 233H106V234L108 235ZM170 233H171V231L168 234L169 236H170ZM177 233H178V231H177ZM141 234H143V233H141ZM161 234H163V233H161ZM55 235H53V236H55ZM94 235H96V234H94ZM195 235L199 236L200 233L199 234H195ZM23 236H28V237L20 239V237H23ZM67 236H70V235H67ZM67 236H65V237H67ZM232 236H233L232 238H234L235 235H232ZM85 237H83V238L85 239ZM72 238H74V237L72 236ZM125 238H127V237H125ZM170 238H171V236H170ZM208 240L209 241H206V242H210L208 244L203 245V242H199V243H196L197 246H194V247L190 246V245H189V247L184 246L186 248L185 250L178 251L177 249H173V247H171V245H166V244H164V245L162 244L161 245L162 242L160 244H158L157 246L154 245V244H157L156 242L153 243V244H149L148 241L147 242H145V241L144 242L143 241H139L138 242L134 238V236H132V237H129V238L121 241L122 247L124 248V250L126 252L129 253L128 257H130V260H128V258L121 259L119 261V264L120 263H122V264H178L179 261L182 260V259H180V257L183 258L181 264H196L195 260L200 258L202 256V254H204L203 252H204V250L206 248L208 250L216 249V245H214V243L210 239H208ZM97 241H98L97 246L94 244L95 242L93 243L94 244V249L97 247V251L94 252L93 255L88 254L89 258L84 259L85 262H83V259L79 258V257H70L69 255H68V257L65 256L67 253L66 254H62V255L61 254L57 255V253H55L52 256L53 257L52 261H54L53 259H54V257H56L55 260H56L57 264H117V262L113 258V253L114 252H113V248L110 245V242H109V245H110L109 248L110 249L101 251V249H99V247H98L99 240L97 239ZM112 246H114V245H112ZM240 248H238V250ZM20 251H29V252H27L26 254H21ZM239 252H242V251H239ZM11 253H15L16 255L11 254ZM29 253H31V254H29ZM234 253H235V251H234ZM247 253L245 254L246 256H247ZM210 254L211 253L209 252L208 255H210ZM47 255L48 256L50 255V256L47 257ZM153 256H155V257H153ZM46 257H47V259H46ZM149 257H152V259L149 258ZM206 262L204 261V263H206ZM47 263H49V262H46V264ZM201 263H203V262H201ZM52 264H53V262H52Z\"/></svg>", "mask_w": 264, "mask_h": 264}, {"label": "water", "instance_id": "3", "mask_svg": "<svg viewBox=\"0 0 264 264\" xmlns=\"http://www.w3.org/2000/svg\"><path fill=\"white\" fill-rule=\"evenodd\" d=\"M205 112L211 115H221L223 113V108L220 104L215 102H210L204 105ZM87 244L91 249H94V244L91 240H86Z\"/></svg>", "mask_w": 264, "mask_h": 264}]
</instances>
